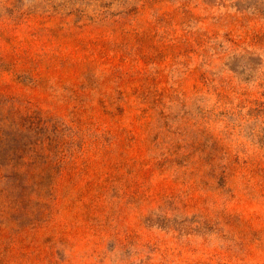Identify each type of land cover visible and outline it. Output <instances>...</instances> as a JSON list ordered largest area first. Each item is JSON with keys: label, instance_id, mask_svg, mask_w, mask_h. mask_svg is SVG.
<instances>
[{"label": "rangeland", "instance_id": "374dc122", "mask_svg": "<svg viewBox=\"0 0 264 264\" xmlns=\"http://www.w3.org/2000/svg\"><path fill=\"white\" fill-rule=\"evenodd\" d=\"M0 264H264V0H0Z\"/></svg>", "mask_w": 264, "mask_h": 264}]
</instances>
